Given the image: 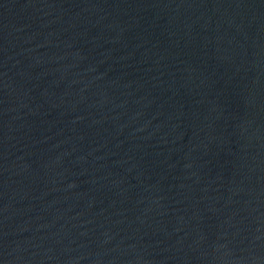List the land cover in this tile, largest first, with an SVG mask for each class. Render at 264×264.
Listing matches in <instances>:
<instances>
[{
  "label": "water",
  "instance_id": "obj_1",
  "mask_svg": "<svg viewBox=\"0 0 264 264\" xmlns=\"http://www.w3.org/2000/svg\"><path fill=\"white\" fill-rule=\"evenodd\" d=\"M0 264H264V0H0Z\"/></svg>",
  "mask_w": 264,
  "mask_h": 264
}]
</instances>
